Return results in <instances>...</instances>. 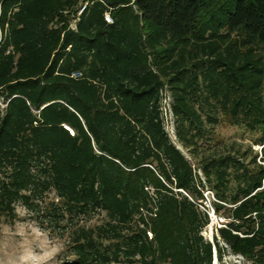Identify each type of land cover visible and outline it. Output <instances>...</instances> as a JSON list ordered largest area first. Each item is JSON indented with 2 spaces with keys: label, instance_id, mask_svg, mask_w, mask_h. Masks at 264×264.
I'll list each match as a JSON object with an SVG mask.
<instances>
[{
  "label": "trees",
  "instance_id": "obj_1",
  "mask_svg": "<svg viewBox=\"0 0 264 264\" xmlns=\"http://www.w3.org/2000/svg\"><path fill=\"white\" fill-rule=\"evenodd\" d=\"M220 123L260 154L220 152ZM205 187L220 240L264 264V0H0V222L22 206L63 264H224Z\"/></svg>",
  "mask_w": 264,
  "mask_h": 264
},
{
  "label": "rangeland",
  "instance_id": "obj_2",
  "mask_svg": "<svg viewBox=\"0 0 264 264\" xmlns=\"http://www.w3.org/2000/svg\"><path fill=\"white\" fill-rule=\"evenodd\" d=\"M169 92L163 93V99ZM164 127L171 139L177 142L175 135L174 118L169 113L163 119ZM174 131V135L172 134ZM258 135L244 132L243 129L220 123L215 129V142L220 152L241 151L247 154V161L254 154H260L262 146L254 145ZM185 156L191 160L188 150L178 145ZM259 159V158H258ZM226 219L227 216L221 210ZM17 217L13 221L1 219L0 222V264H63L72 261L68 257L67 238L59 237L55 232L40 227L22 206L16 207ZM103 221L95 217L86 223L87 226H96ZM225 256V258H224ZM223 256L224 264L230 261ZM218 263V262H217ZM219 264V263H218Z\"/></svg>",
  "mask_w": 264,
  "mask_h": 264
},
{
  "label": "built area",
  "instance_id": "obj_3",
  "mask_svg": "<svg viewBox=\"0 0 264 264\" xmlns=\"http://www.w3.org/2000/svg\"><path fill=\"white\" fill-rule=\"evenodd\" d=\"M84 9H85V5L80 8L78 12V16L82 14ZM77 21H78V18L73 20L71 23V28L74 30L76 29ZM105 21L107 23H112V19L109 16V14L105 15ZM74 76L77 77L79 76V74H74ZM171 103H172V99L170 97V94H168L165 96L162 102L163 119L164 117L166 119L168 113H169L170 119L171 118L173 119V115L171 112ZM66 129L68 130V128ZM172 134L174 135L173 130H172ZM202 180L204 182V179ZM202 195H203V198L200 200H197L196 202L190 198V200L199 207V209L207 216V219H208L207 225L200 232L201 236L205 240L211 242L212 244L214 243V238H217V240L220 243V246L226 250V253L224 255H226V259L230 261L231 264H251L242 255L231 253L229 251L228 246L220 240L219 230L227 229L231 220L226 219L223 213L221 212V210L220 211L216 210V208L214 207V203H218V201L216 200L214 193L209 188L205 187V189L202 191ZM149 237H151L150 233H149ZM213 257L216 258L215 247L213 248ZM226 264H229V263L226 262Z\"/></svg>",
  "mask_w": 264,
  "mask_h": 264
},
{
  "label": "bare ground",
  "instance_id": "obj_4",
  "mask_svg": "<svg viewBox=\"0 0 264 264\" xmlns=\"http://www.w3.org/2000/svg\"><path fill=\"white\" fill-rule=\"evenodd\" d=\"M217 262H218V261H217V258H215V259H214V264H218Z\"/></svg>",
  "mask_w": 264,
  "mask_h": 264
},
{
  "label": "water",
  "instance_id": "obj_5",
  "mask_svg": "<svg viewBox=\"0 0 264 264\" xmlns=\"http://www.w3.org/2000/svg\"><path fill=\"white\" fill-rule=\"evenodd\" d=\"M177 148L181 151V149H180L178 146H177ZM214 259H215V258L213 257V264H214Z\"/></svg>",
  "mask_w": 264,
  "mask_h": 264
}]
</instances>
